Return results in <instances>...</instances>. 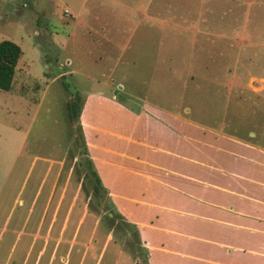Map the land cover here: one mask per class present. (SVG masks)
<instances>
[{"label": "rangeland", "instance_id": "374dc122", "mask_svg": "<svg viewBox=\"0 0 264 264\" xmlns=\"http://www.w3.org/2000/svg\"><path fill=\"white\" fill-rule=\"evenodd\" d=\"M4 40L22 56L11 90H0V264H127L107 248L112 235L135 264H147L136 227L112 216L104 192L95 203L80 120L128 129L153 106L264 148V0H0ZM75 93L96 98L72 122ZM182 132L175 125L159 135L187 158L163 155L164 167L223 186L215 169L224 164L194 166L197 151ZM193 185L222 205L216 186Z\"/></svg>", "mask_w": 264, "mask_h": 264}, {"label": "crops", "instance_id": "0c3cea01", "mask_svg": "<svg viewBox=\"0 0 264 264\" xmlns=\"http://www.w3.org/2000/svg\"><path fill=\"white\" fill-rule=\"evenodd\" d=\"M88 100L83 98V110ZM166 113L153 106L144 108L130 128L114 131L79 123L107 198L124 221L136 227L139 245L147 252L146 263L264 264V148ZM154 125L157 135L148 130ZM175 125L183 131L190 154L197 151L195 160H190L194 166L209 170L211 165L224 164V170L215 169L226 177L223 186L191 176L186 179L176 164L171 171L164 167L163 155L187 159L160 143L159 135L166 130L173 134ZM212 153L225 157L220 163H205ZM193 183L216 186L224 196L222 205L200 198ZM196 203L202 214L195 212ZM85 211L91 214L88 206ZM104 240L117 252L118 261L125 254L126 263L135 264L113 235Z\"/></svg>", "mask_w": 264, "mask_h": 264}, {"label": "trees", "instance_id": "16d2710c", "mask_svg": "<svg viewBox=\"0 0 264 264\" xmlns=\"http://www.w3.org/2000/svg\"><path fill=\"white\" fill-rule=\"evenodd\" d=\"M21 56H22V51L17 44L7 40L0 42V90L1 91L9 92L11 90L12 81L15 74V67ZM74 98H75V102H77L76 106L75 103L68 104L67 112L70 118L69 120L72 122H77L79 112L82 109L84 101L81 95L78 93L74 94ZM78 138H79L78 139L79 146L81 148L79 154L81 156H85L81 165L86 169V177L87 179L89 178L91 189L93 190V193L96 198L95 203L97 202L96 204L101 205L103 196L100 195V192L102 191L104 192V194L107 195L106 190L102 187L100 180L97 174L95 173V171L92 170V163L90 159L87 157L86 147L84 145L82 137L80 136ZM90 177H92L93 180H91ZM115 211L116 210L114 208V211L111 212L113 214L112 216H118L119 218H121V220L124 223H126L118 213H115ZM135 231L137 233L136 229Z\"/></svg>", "mask_w": 264, "mask_h": 264}]
</instances>
